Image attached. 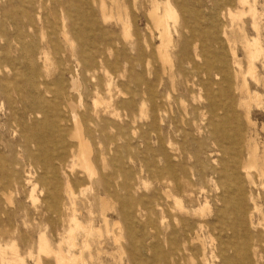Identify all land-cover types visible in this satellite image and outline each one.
<instances>
[{"label": "rangeland", "instance_id": "1", "mask_svg": "<svg viewBox=\"0 0 264 264\" xmlns=\"http://www.w3.org/2000/svg\"><path fill=\"white\" fill-rule=\"evenodd\" d=\"M151 1L88 0L95 17L91 28L78 32L100 35L97 50H90L81 48L75 30L64 28L70 22L65 9L77 15L71 1L0 0V53H7L17 65L0 63V264H56L54 253L38 251L42 234L54 250L61 244L66 254L83 251L86 264H163L155 260L151 236L159 232L167 257L169 246L163 234L176 215L192 225L210 223L209 234L198 232L207 248L201 264H264V177L255 169H244L249 147L257 146L260 155L264 152V56L255 62V77H251L243 45L245 38H258L264 49V0H247L255 2L259 12L258 30L253 29L254 18L249 14L232 22L224 6L227 2L220 3L222 11L217 13L215 0H172L178 13L177 22L169 20L174 32L173 60L176 65L182 63V75L174 81L162 73L157 58L162 39L148 18ZM232 1L235 5L236 0ZM212 34L221 45L207 44ZM186 42L196 49L192 63L179 60L180 46ZM21 44L39 53L33 69L22 64ZM207 47L224 55L225 84L216 70L206 68ZM232 49L238 56L240 76H236L240 71ZM96 51L104 59L106 72L97 61L88 60ZM189 51L194 55L192 46ZM193 63L198 68L193 69ZM135 76L165 103L156 121L158 130L149 127L153 105L148 95L132 93ZM31 77L39 86L42 113H32L28 107L34 101L28 95ZM73 78L82 83L81 96L70 90ZM244 79L251 95L258 97L248 101L247 107L243 103L249 97L241 91ZM17 88L23 94L18 95ZM208 93L217 95V116L204 108ZM65 97L80 105L83 118L88 111L95 121L89 136L95 174L77 161L78 143L71 138ZM95 97L107 103V111L105 106H94ZM56 99L59 108L54 113L49 104ZM13 117L25 118L31 135ZM235 154L236 163L231 159ZM229 181L233 186L238 183L241 190L229 194L224 189ZM101 198L109 202L104 211ZM144 205L149 207L153 228L147 225ZM121 209L128 220L120 215ZM74 217L85 226L91 223L101 234L87 236L78 230L72 243L67 232ZM129 229L135 236L133 245ZM184 238L175 235L180 242ZM86 243L89 248L84 249ZM192 248L186 260L174 264H199L202 251L196 245Z\"/></svg>", "mask_w": 264, "mask_h": 264}, {"label": "bare ground", "instance_id": "2", "mask_svg": "<svg viewBox=\"0 0 264 264\" xmlns=\"http://www.w3.org/2000/svg\"><path fill=\"white\" fill-rule=\"evenodd\" d=\"M66 1H67L66 3H69L71 1L74 5H76V7H77V13L76 14L77 15H76V17L71 15L72 14L71 8L69 10L65 9L69 13L70 22L64 28L76 31V38L78 40H80L81 48H83V49L88 48L90 50H97L96 47H97V43H98V40L100 38V35H97L94 37L93 36L89 37L88 35L85 36L86 34L84 35V34L78 32V30H88L89 28H91L90 24L93 22V18L95 17V15H93L91 13L90 8L87 6L88 0H66ZM215 1H217V13H220L222 11V8H220V3H222V2L226 3L227 2L228 5H224V6L226 7L227 15L229 16V18L232 22L240 20L241 17L245 14L246 15L249 14V15L253 16V18H254V20L252 22L253 29L258 30L259 25L256 22L255 17L257 14H259V12L255 8V2L250 3L247 0H236L235 5H233L232 0H215ZM114 5H115V1H114ZM232 6H234V9L232 8ZM101 9L103 10V12H105V10H106L105 6H103V5H102ZM147 14H148V18L153 22L154 30L158 31L159 36L162 39L161 44L156 48L157 58L162 62V73L166 74L167 77H169V79L171 81H174L176 79V77L182 75V68L180 66V64H182V63H180L179 65H176L175 61L173 60L172 43L174 42L173 41V37H174L173 33L174 32L171 30V27L169 25V20H171V19L174 20L175 22H177L178 13L176 11V8L173 5L172 0H165L163 3H161L158 0H152L150 3V7L148 9ZM104 17L108 18L109 15L107 16V14H106V15H104ZM120 18H121V16H120ZM241 21H242V19H241ZM176 33H178V32L176 31ZM225 35H226V33H225ZM166 39H168V41H166ZM207 41H208L207 44H209V45L214 44V43H216L217 45L222 44L220 38L218 36H216L215 34L210 35L208 37ZM243 45H244V49H245L247 59H248V63H249L247 73H248V75H250L251 77L254 78L255 73H256L255 62L258 61L262 56H264V49L261 46L258 38L252 39V40H248L245 38L243 40ZM9 46L10 45L8 44V47ZM20 46H21V49L19 50V52H20V55H22L23 66L25 68L33 69L36 65V62L39 61V57H37L39 55V53H37L36 48L26 49L24 47V44H21ZM191 46H192V49H194V55L192 54L193 52L190 53V51H189ZM168 47H170V49ZM180 50L183 53V56L181 58H179V60H182L181 62L189 61L190 63H192V60H193L192 57L195 56V50H196L195 46L193 47V43H190V42L182 43L180 46ZM4 51H6V50H4ZM97 52L98 51H96V53L94 55H91L88 58V60L92 59L93 61H97L98 65L103 70H105L103 67L104 66V59H103L102 55H100V53H97ZM204 52H205V55L207 56L206 68L209 71L210 70H216L217 75H220L223 77L222 78V81H223L222 84H225L227 81V77L225 75V67L223 65V62L226 60L224 58L222 51H218V50L211 51L208 48ZM2 54L3 53H0V63L3 60H5V64H7V65L12 64L11 66H13V67L17 66L14 62L15 60H13L11 57H9L7 53H5L6 55H2ZM140 57H141V55H140ZM232 58H233L235 67L238 68V70L240 71V72H237L236 76L242 75L241 69H239L240 64L237 61L238 56H237L236 51L234 49H232ZM192 68L196 69V68H198V65L193 63ZM105 72H106V70H105ZM131 80H132L131 83L134 85V87L132 88V93L134 95L141 94L142 97L144 95H148V97H149V99L153 105V122L150 124L149 127L152 131L158 130L159 126L156 123V121H157L158 115L162 111V108L164 107L165 103L162 101H160V102L158 101V98L154 95L153 90L148 86V84L146 83L145 80L139 78V76H135V77L131 78ZM188 83H189V81L186 79V81H185V85H186L185 88L186 89L188 87V85H187ZM29 84H30L31 88L28 91L29 92L28 95L30 98H33L34 101L28 107H30L32 113H36V112L42 113L44 106H43V100H42L41 94L38 93L39 86L33 77L29 78ZM110 87H111V81L108 80V83L106 84V89L109 91ZM144 87H145V89H144ZM81 88H82L81 81L79 79L73 78L71 81V84H70L71 92H76L79 96H81V93H80ZM2 91H3L4 95H6V96L9 95V90L7 87H4L2 89ZM241 91L246 93L249 97V100H247L246 102L243 103L244 106H246V107L248 105V101L258 99L257 94L251 95V93L249 92L248 87H247V82L245 79H244V84L241 86ZM15 92L18 95H21V93L23 94L24 91H23V89L17 88V89H15ZM79 96H78V98H79ZM206 99H207L206 100L207 104L204 107L206 109V113L211 114L213 116H217V109L220 106L219 102L217 100V95H210L208 93ZM182 100H183V98L180 97L179 101H182ZM64 101H65L64 107L68 113L70 121L72 122L71 138L78 143L77 161H79L82 168L88 170L91 174H95L94 167H93L92 162H91L92 148H91L90 141H89V136L91 135V132L94 131V129H91V126H90L92 124L93 125L95 124V121L93 120V116L88 111H86L87 117L83 118L79 113V109H81V107L78 103H75L72 100H68V99H66V97H65ZM142 102H143V100H142ZM93 103H94L95 107L105 106V111H107L106 109H108V107H109L108 105H106L107 103H105L102 99L97 98V97L94 98ZM49 106L52 107L53 112L56 113L58 111V108H59V100L58 99L54 100L52 103L49 104ZM144 106H145V104L143 102V105L141 107L142 112L144 110ZM195 110L201 111L200 108H196ZM185 111H187V110H184V113H185ZM156 112H158V113H156ZM246 119H247L248 123L251 124L252 121L250 119L249 112L246 113ZM13 120L17 124V126L22 128L23 130H26L27 134L31 135V132H30L31 130H29L27 128L25 118L21 117L20 119H17L16 117H13ZM236 158H237L236 154L233 155L231 158L234 161V163H236ZM244 169H255L258 171V173L262 177H264V152H263V155H260L259 149L257 146L249 147V149H248V161L244 164ZM247 176H249V175H247ZM224 189H226L229 192V194H234V193L239 192L241 190V186L238 183H234V186H233V185H231V181H229V182H226ZM100 203H101V207H102L103 211L106 210L107 208H109V202L106 198H101ZM143 208L147 212V225L150 226L151 228H153L152 222L150 221L151 220L150 216L148 215L149 207L147 205H144ZM181 211L186 212V209L181 208ZM161 212H162V214L165 213L163 209ZM153 214L157 215L154 212H153ZM120 215L122 217H127V220L129 218V215L127 216V214L125 212H123V209H121ZM103 219H104V223L106 226V230L109 233V231H108V226H109L108 219L106 216H103ZM160 225L162 227L164 225H166L163 218L160 220ZM210 226L211 225L208 222H201L198 225L193 223V225H192V223L189 220L186 219V220L181 221V220H179L178 215H176L174 223L165 226V228H167L168 232L163 234L164 240L169 246V255L167 257L165 256V254L163 253L162 248H161V243H160L161 241H160L159 232L156 231L151 236V239H153L155 241L152 244V248L154 249V253H155V255H154L155 260L161 259V260H163V264H174V262L176 263L179 260H186L187 259V253L193 249L192 248L193 246L196 245V249H200V251H202V253H201L202 259L199 261V264H201V262H204L206 260L207 248H206L205 242L201 238V235L200 234L198 235V232H202V233L206 232L207 234H209L210 231L212 230ZM142 228H144V226H142L140 228V230H142ZM78 230H83L87 236L92 234V232H95L98 235L101 234L100 230L99 229L96 230L91 225V223L89 225L85 226L76 217H74L71 219V224H70L69 230L67 232L68 238H69L68 240L71 241L72 243H73V235ZM177 234H183V236L186 237V239L184 238V240L180 242L178 239H175V235H177ZM129 238H130L129 243H131L132 245L135 244V239H134L135 236L133 235V233L130 229H129ZM74 247H75V245L72 244V248H74ZM87 248H89L88 243L84 244V249H87ZM9 249L11 251H16L15 246H10ZM57 249L58 250L52 249L51 244L49 243L48 239L46 238V236L44 234H42L39 237L38 251L40 253H50V252L54 253V258H55L56 264H86L85 259L82 255L83 251H80L78 254H72V253L66 254L62 250L61 244L59 245V247ZM151 251H153V250H151Z\"/></svg>", "mask_w": 264, "mask_h": 264}]
</instances>
